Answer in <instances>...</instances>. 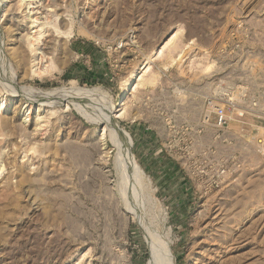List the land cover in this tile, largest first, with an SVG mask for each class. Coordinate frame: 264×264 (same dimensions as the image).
<instances>
[{
	"label": "rangeland",
	"instance_id": "rangeland-1",
	"mask_svg": "<svg viewBox=\"0 0 264 264\" xmlns=\"http://www.w3.org/2000/svg\"><path fill=\"white\" fill-rule=\"evenodd\" d=\"M31 2L46 73L32 75L28 53L21 61L34 30L23 3L0 19L2 61L29 94L0 67V264H264V161L252 140L264 128V0ZM201 80L224 83L238 106L226 139L240 166L217 187L189 176L199 162L182 170L161 157L163 117L140 103L159 85ZM73 86L91 98H45ZM110 106L135 186L101 119Z\"/></svg>",
	"mask_w": 264,
	"mask_h": 264
},
{
	"label": "built area",
	"instance_id": "built-area-1",
	"mask_svg": "<svg viewBox=\"0 0 264 264\" xmlns=\"http://www.w3.org/2000/svg\"><path fill=\"white\" fill-rule=\"evenodd\" d=\"M159 86L146 92L140 103L146 110H151L155 117H163L166 142L160 145L161 157L169 162H175L182 170L199 162L203 169L189 176L206 177L211 186L217 187L235 171L234 168L240 166L236 155L232 154L229 148L234 145H230L226 139L231 121L227 112L237 110L236 101L229 96L230 93L225 90L227 87L221 82L214 83L209 80L173 82L166 94L163 93V86ZM162 98L163 106H161ZM251 105L256 107V102L253 101ZM244 114L245 112L240 111L236 113V117L242 118ZM178 120H182L185 124L182 130V134L186 137L184 142L177 138L180 132ZM193 120L197 122L195 131L190 127ZM193 132L204 133L205 142L193 144L194 140L189 138ZM252 140H254L255 152L264 161V128L262 135L253 137ZM208 166L212 168L211 171L204 169Z\"/></svg>",
	"mask_w": 264,
	"mask_h": 264
},
{
	"label": "bare ground",
	"instance_id": "bare-ground-1",
	"mask_svg": "<svg viewBox=\"0 0 264 264\" xmlns=\"http://www.w3.org/2000/svg\"><path fill=\"white\" fill-rule=\"evenodd\" d=\"M12 2H13V0H0V19H3L7 14L9 15L10 8L12 7ZM19 2L23 3V4L21 3L23 6L22 12L24 13L23 15L29 19L30 24H31L30 28L34 29V30H32L31 35L26 37V39H25L26 50H23L21 52V59H22L21 61H22L23 65L27 64V56H28V54H30L32 67H36V69H34V70L32 69V75L35 76V71L36 70L38 71V69L40 70V68L45 63L43 61L44 60L43 59V57H44L43 52H42L41 46L39 45V40L41 38V32L42 31H41V29H36L39 27V24H40V22L38 21V18H32V19L30 18V16L32 15L31 9L34 7V6L33 7L31 6V4H32L31 0H19ZM0 67L2 68V72L4 73V76L10 80L9 83H10L12 89H14V93L18 94L19 96L27 97L29 95L27 90L21 89L20 87H17V85L15 83V74L12 73V71H10L8 65H6V63L2 61L1 55H0ZM48 67L51 68L50 65H48V66L44 65L43 66V72H45ZM10 93H12V92H10ZM91 95H92V93H85L84 91L80 90L79 88L73 86L69 89L58 92L56 95H49L48 97H45L44 95L43 96L48 101H50V102L52 101L51 103H53L55 101L61 102L63 100L69 101V99L72 102L74 101V102L79 103L84 99L86 100L88 98H91ZM47 100L43 99V103L46 102ZM59 102H57V103H59ZM48 104H50V103H48ZM100 112L102 115V118L101 117L100 118L103 120V122L105 124L104 128L106 127V129L108 130L110 139H112L113 143L115 144V146L118 150L117 158H116V165H117L118 170H119V175L122 177L123 182L125 183L126 187H129V182H131L135 186V184L139 180H141V174L137 168L134 157L132 156L131 151H130V148H131L130 140H129L128 136L119 128V124H118L117 119L119 117H121V115L113 117L112 116L113 107H111V106L106 107V108L105 107L101 108ZM121 185H122V183H121ZM130 189H131V187H130ZM151 246L152 245H150V248H152ZM153 249L155 250V248H153ZM166 249H167V247H166ZM165 252H166V250H165ZM151 253H152V251H151ZM157 254H159V253H157ZM151 256H153V253L151 254ZM160 260H162V259H160ZM160 260H159V262H160ZM153 261H155V260H153ZM156 262H157V260H156ZM154 263L155 262H153L152 264H154ZM162 263H163V261H162Z\"/></svg>",
	"mask_w": 264,
	"mask_h": 264
},
{
	"label": "crops",
	"instance_id": "crops-1",
	"mask_svg": "<svg viewBox=\"0 0 264 264\" xmlns=\"http://www.w3.org/2000/svg\"><path fill=\"white\" fill-rule=\"evenodd\" d=\"M148 135L150 136V134H149L148 132L145 131V137H147ZM151 135H152V133H151ZM145 159H147V158H145ZM145 159H144V160H145Z\"/></svg>",
	"mask_w": 264,
	"mask_h": 264
}]
</instances>
